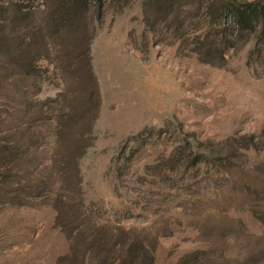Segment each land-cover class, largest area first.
I'll list each match as a JSON object with an SVG mask.
<instances>
[{"label":"rangeland","instance_id":"1","mask_svg":"<svg viewBox=\"0 0 264 264\" xmlns=\"http://www.w3.org/2000/svg\"><path fill=\"white\" fill-rule=\"evenodd\" d=\"M144 1L104 0L99 18L95 3L85 31L56 34L41 0H0L16 22L0 51V264H141L151 247L155 264H264V29L225 36L196 0ZM28 23L45 28L27 75Z\"/></svg>","mask_w":264,"mask_h":264},{"label":"trees","instance_id":"2","mask_svg":"<svg viewBox=\"0 0 264 264\" xmlns=\"http://www.w3.org/2000/svg\"><path fill=\"white\" fill-rule=\"evenodd\" d=\"M44 4V10L48 12V15L43 16L39 22L51 23V26L54 27L53 31L56 34H62L64 31L74 27L79 23L80 28L85 31V20L86 13L90 11L91 5H95L96 3V14L95 17H100L102 15L104 0H41ZM153 1L159 0H150ZM162 4L159 6V9L165 6L167 2H173L174 0H160ZM195 0H191L194 2ZM200 3L202 7L205 8L204 13L206 16L211 18V22L214 25L217 22L215 28L220 31L225 36L228 34H233V29L236 32H239L241 35L243 31L251 29L255 24H261L264 29V3L257 0H196ZM146 6L149 5L148 0L144 1ZM144 5V4H143ZM52 6H55V10H52ZM12 6L8 3H0V51H4V53H8L11 51V46L8 43L7 34L10 30L14 29L15 26V17L11 14ZM18 6L19 13L21 12V7ZM16 9V10H17ZM99 13V14H98ZM24 14V12L22 13ZM21 17H25V15H20ZM94 17V14L92 15ZM230 20V24H227V21ZM82 21V22H81ZM43 24L40 26H34L28 23L27 31L24 32V37L20 40L16 39V47L14 51H18V58L16 60L17 65L23 70L26 71V74H30L26 69L28 66L32 65L34 60L36 49L32 48V43L28 41V38L31 34L34 36L38 32L37 28L40 30L45 28ZM231 26V28H230ZM89 42V40H88ZM90 46L89 44H87ZM80 57H83L82 62L89 68L90 75L94 80V75L91 70L90 64V55H89V47H85V49L80 53ZM210 61H206L208 63ZM36 65V64H35ZM93 88V86H92ZM92 92L89 95V102L91 98ZM97 117V116H96ZM96 119V118H95ZM91 126V123L86 127L88 130ZM21 153V152H18ZM258 225L264 226V222L260 216H253ZM264 217V216H263ZM92 223L96 224L94 219L90 220ZM126 235H128L129 239H132V232L127 229L125 231ZM262 236V235H261ZM264 235L261 237L263 238ZM264 239V238H263ZM264 248L263 243L258 246V248ZM220 249V248H218ZM154 247L146 248L144 250V255L142 254L141 264H155L154 261ZM260 251L262 249H259ZM264 250V249H263ZM262 250V251H263ZM111 251L114 253L115 250L112 248ZM213 250L207 249L204 254H211ZM219 251V250H218ZM128 256H135V249L132 247L128 250ZM136 256H140L137 252ZM202 258L200 255L193 256V252H185L176 264H202Z\"/></svg>","mask_w":264,"mask_h":264}]
</instances>
